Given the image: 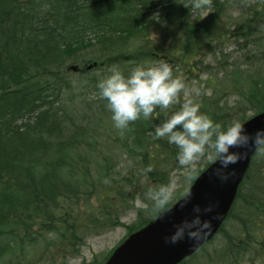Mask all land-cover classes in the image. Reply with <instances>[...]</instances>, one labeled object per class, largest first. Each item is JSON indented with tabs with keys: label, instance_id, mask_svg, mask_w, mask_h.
I'll return each mask as SVG.
<instances>
[{
	"label": "trees",
	"instance_id": "obj_1",
	"mask_svg": "<svg viewBox=\"0 0 264 264\" xmlns=\"http://www.w3.org/2000/svg\"><path fill=\"white\" fill-rule=\"evenodd\" d=\"M39 1L0 0V255L11 252L10 264H22L25 245L37 249L35 237L50 233L59 234L55 247L36 250L34 263L47 256L54 264L66 254H73L80 245L77 233L82 229L77 204L80 198L107 186L106 162L99 163L104 176L99 174L102 180L96 185L90 181L88 170L97 163L96 157L85 154L92 149L94 152L97 145L114 142L116 130L111 124L90 129L73 125L76 131L61 135L71 121L55 100L70 88L72 77L83 74L81 90L88 93L87 89L92 88L96 93L97 80L111 65H118L127 74L138 63L161 59L182 64L188 74L197 72V77L207 71L206 52L215 58L208 45L221 33L212 26L213 21H208L207 26L211 24L205 29L195 30L189 24L191 7L198 5L196 0H44L43 7L38 6ZM199 2L205 4L208 0ZM248 11L254 19L264 18V0L252 4ZM237 28L238 32L243 29ZM234 31L231 37L242 40L243 34L235 36ZM87 35L93 38L87 39ZM224 38L230 36L221 34L217 39ZM94 63L96 67L85 70ZM70 65L78 66L79 71H68ZM238 74L235 72L231 78V89L246 93L245 98L242 95L243 105L225 111L214 99L200 104L201 111L214 122L223 125L238 118L244 123L264 111V82L244 87L243 77ZM97 101L103 100L91 95L89 102L94 105ZM243 106L252 111L250 117H246ZM160 119L157 110L149 121L132 122L121 132L123 146L126 148L133 140L141 157H154L164 149L174 158V147L152 135L153 125ZM55 131L60 136L53 139ZM138 132L143 134L139 136ZM156 173L155 169L148 171L150 177ZM77 177L88 186L81 188ZM255 228L264 230V157L256 152L214 237L180 264H200L195 259L206 247L218 243L220 236L219 252L215 251L217 256L208 262L238 264L229 259L243 253L263 257L254 244L258 240L252 236ZM24 264H33L32 257Z\"/></svg>",
	"mask_w": 264,
	"mask_h": 264
},
{
	"label": "rangeland",
	"instance_id": "obj_2",
	"mask_svg": "<svg viewBox=\"0 0 264 264\" xmlns=\"http://www.w3.org/2000/svg\"><path fill=\"white\" fill-rule=\"evenodd\" d=\"M42 2L44 0L39 1V7L46 6ZM196 2L198 5L191 7V21L189 24L197 30L205 29L203 27H208L211 24L207 26L208 21H213L212 26L214 25L216 30L220 29L221 33L208 45L214 52L215 58L213 59V53L206 52L208 53L205 59L208 66L207 71L199 73L200 75L197 77V72L192 75L188 74L186 66L182 64L174 65L166 59L164 60L171 65L173 75L181 78L184 84V89L178 95V104H182L187 98H193L199 101L200 104L205 99L208 101L214 99L219 103L221 109L229 111L240 103L243 105L242 95L244 93V98L246 95L244 91L237 92L231 89L233 85L231 78L235 72L243 77L244 87L248 85L256 86V84L264 82V18L254 19L251 12L248 11L252 4L261 3L262 0H208L205 4H201L199 0H196ZM34 4L35 2L30 3L29 6L32 7ZM219 14L220 16L216 18ZM195 22L196 25H194ZM238 26L243 27L241 32L237 31ZM185 28L186 25L183 23L182 30ZM234 30H236L235 36H238L239 33L243 34L242 40L231 37L235 33ZM221 34H226L230 38L218 40L217 38ZM16 35L20 36V33L17 32ZM86 38L92 39L93 36L87 35ZM168 44L170 42L165 45ZM14 46L17 48V45ZM82 77L83 74L72 77L70 88L64 89L65 92H62L55 100V105H60V109L71 121L68 127L61 130L62 136H68L76 131L74 127L85 129L104 128L106 123L111 124L110 114L105 107V102L97 101L94 105L89 102L91 95L93 99H100L98 93H93L92 88L87 89L90 94L81 90L80 80ZM243 108L246 117L253 114L247 106H243ZM115 134L114 142L97 145L95 146V153L92 149L89 154H85L86 157H89L88 155L96 157L94 161L97 163L88 167V170L91 171L90 181L96 185L97 182L102 180L99 178V174L102 178L104 176L102 173L103 166L99 163L101 160L106 162L105 166L109 170L105 180L107 186L103 187V190L102 188L95 189L94 194L91 196L80 198L77 204V209L82 214L80 219L82 229L79 230L80 233H77L80 245L73 254H66L54 264H102L135 228L146 224L156 216L147 214L149 203L147 193L149 189L172 180L180 182L179 169L182 166L177 163L175 157L168 156L164 149L158 150L154 157H148L147 155L141 157L138 152L139 147L138 149L133 147V140L125 148L123 146L124 136L118 131ZM138 134L140 136L143 132H138ZM59 136V132L55 131L52 138L55 139ZM130 149L132 150L129 151ZM70 157H73V155ZM209 162L206 159L201 161L200 172L205 169ZM147 169H155L157 171L155 177H150L148 171H146ZM64 174L66 173L64 172ZM75 180L81 188L88 186L81 177H77ZM189 187L190 185L187 190ZM180 197L182 196H178L173 203ZM58 235V233H50L43 238L36 236L37 249L30 244L25 245L26 249L22 264L28 257H32L33 264H51L48 262L47 256H44V260L41 258L39 262L36 260L37 263H34L35 254L36 250L44 247L46 249L54 248L55 243L58 241L57 238H59ZM252 236L258 239L254 244L264 253L262 239L264 238V230L255 228L252 231ZM219 239L221 240V236ZM220 240L211 247H206L200 257L195 259L196 262L216 264L208 262V260H214L213 257L217 256L214 254L219 252ZM242 246L244 247V243H242ZM39 252L41 251L39 250ZM240 255L241 257L236 255L230 258L229 261L238 264H264V256L256 258L252 253L247 254V256H244V253ZM11 257L12 253L9 251L0 255V264H10Z\"/></svg>",
	"mask_w": 264,
	"mask_h": 264
},
{
	"label": "clouds",
	"instance_id": "obj_3",
	"mask_svg": "<svg viewBox=\"0 0 264 264\" xmlns=\"http://www.w3.org/2000/svg\"><path fill=\"white\" fill-rule=\"evenodd\" d=\"M95 88L110 114L111 127L118 132L128 129L134 121H149L159 110L161 119L154 123L152 135L174 147L175 159L182 167L180 182L172 180L149 189L148 215L162 214L178 196L183 197L181 207L188 203L191 193L187 188L199 176L202 160L217 165L214 175L223 184L234 171L229 165L243 160L249 151L264 157V127L248 131L238 118L223 125L214 122L193 98L178 104L184 84L163 59L138 63L127 74L113 64L97 80ZM214 207L213 203L203 207L193 205L190 216L172 224L170 234L163 237L164 242L172 245L186 240L199 242L211 228L207 217Z\"/></svg>",
	"mask_w": 264,
	"mask_h": 264
},
{
	"label": "water",
	"instance_id": "obj_4",
	"mask_svg": "<svg viewBox=\"0 0 264 264\" xmlns=\"http://www.w3.org/2000/svg\"><path fill=\"white\" fill-rule=\"evenodd\" d=\"M93 67H96L95 63L88 65L86 70ZM68 70L77 72L78 67L70 66ZM243 125L248 131L264 127V112L253 116ZM254 152L249 151L243 160L235 165H229L234 171L228 182L223 184L214 175L217 165L213 162L189 188L191 196L184 207L180 206L183 198L176 201L162 214H158L151 223L130 234L103 264H180L192 256L203 244L213 238L224 221ZM208 203H213L215 207L207 217L211 220V228L203 239L197 243L186 240L175 245L164 242L163 237L170 234L172 224L190 216L193 205L203 207Z\"/></svg>",
	"mask_w": 264,
	"mask_h": 264
}]
</instances>
